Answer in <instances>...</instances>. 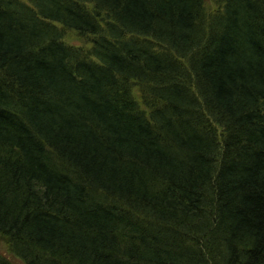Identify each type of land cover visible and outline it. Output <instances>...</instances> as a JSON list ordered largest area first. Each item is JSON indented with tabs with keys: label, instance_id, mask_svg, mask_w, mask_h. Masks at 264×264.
Returning a JSON list of instances; mask_svg holds the SVG:
<instances>
[{
	"label": "trees",
	"instance_id": "obj_1",
	"mask_svg": "<svg viewBox=\"0 0 264 264\" xmlns=\"http://www.w3.org/2000/svg\"><path fill=\"white\" fill-rule=\"evenodd\" d=\"M0 264H264V0H0Z\"/></svg>",
	"mask_w": 264,
	"mask_h": 264
},
{
	"label": "rangeland",
	"instance_id": "obj_2",
	"mask_svg": "<svg viewBox=\"0 0 264 264\" xmlns=\"http://www.w3.org/2000/svg\"><path fill=\"white\" fill-rule=\"evenodd\" d=\"M64 40L68 43L81 44V42H79V39L72 32L68 33Z\"/></svg>",
	"mask_w": 264,
	"mask_h": 264
}]
</instances>
